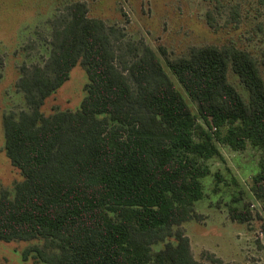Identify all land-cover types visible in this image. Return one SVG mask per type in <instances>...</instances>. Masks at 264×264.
I'll list each match as a JSON object with an SVG mask.
<instances>
[{
  "label": "trees",
  "instance_id": "1",
  "mask_svg": "<svg viewBox=\"0 0 264 264\" xmlns=\"http://www.w3.org/2000/svg\"><path fill=\"white\" fill-rule=\"evenodd\" d=\"M207 20L218 29L214 14ZM114 35L86 3H71L55 24L50 59L22 67L17 87L30 111L5 115L3 125L7 158L24 179L14 194L0 185V240H45L43 251L23 254L43 264H209L195 259L181 226L201 217L209 162H225L220 144L260 151L251 190L264 203L260 65L233 43L174 59L161 50L166 66L150 47L127 59ZM79 65L89 80L81 108L45 116V101ZM232 213L252 219L248 204Z\"/></svg>",
  "mask_w": 264,
  "mask_h": 264
},
{
  "label": "rangeland",
  "instance_id": "2",
  "mask_svg": "<svg viewBox=\"0 0 264 264\" xmlns=\"http://www.w3.org/2000/svg\"><path fill=\"white\" fill-rule=\"evenodd\" d=\"M74 2L86 3L90 18L116 28L112 40L118 56L132 59L150 47L166 66L161 50L174 59L194 48L233 43L253 55L264 76V11L258 0H0V185L12 194L24 178L7 158L3 119L11 113L19 116L30 111L17 87L22 67L44 66L50 59L55 24ZM209 12L214 14L217 30L209 26ZM168 73L197 112L177 79L170 70ZM88 82L86 70L80 65L74 68L70 80L45 101L43 114L79 110ZM232 82L243 91L236 78L232 77ZM219 147L225 162H209L213 175L204 180L206 198L196 205L201 217L181 229L198 261L264 264V203L251 190L252 178L259 172L260 151L251 146L244 152ZM216 173L223 178L218 186ZM247 204L252 219L240 223L233 218L232 209L242 212ZM44 248L43 239L0 240V264H43L35 258L36 253L27 261L23 254Z\"/></svg>",
  "mask_w": 264,
  "mask_h": 264
}]
</instances>
